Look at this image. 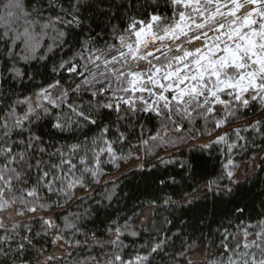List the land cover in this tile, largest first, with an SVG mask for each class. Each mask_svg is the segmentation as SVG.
Masks as SVG:
<instances>
[{"label":"snow or ice","instance_id":"6c2138e0","mask_svg":"<svg viewBox=\"0 0 264 264\" xmlns=\"http://www.w3.org/2000/svg\"><path fill=\"white\" fill-rule=\"evenodd\" d=\"M0 264H264V0H0Z\"/></svg>","mask_w":264,"mask_h":264}]
</instances>
